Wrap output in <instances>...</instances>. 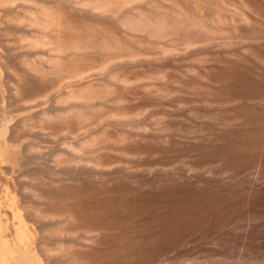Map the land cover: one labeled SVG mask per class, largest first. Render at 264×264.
<instances>
[{
    "label": "rangeland",
    "instance_id": "374dc122",
    "mask_svg": "<svg viewBox=\"0 0 264 264\" xmlns=\"http://www.w3.org/2000/svg\"><path fill=\"white\" fill-rule=\"evenodd\" d=\"M0 264H264V0H0Z\"/></svg>",
    "mask_w": 264,
    "mask_h": 264
}]
</instances>
